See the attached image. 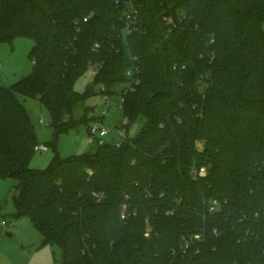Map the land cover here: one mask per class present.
Here are the masks:
<instances>
[{
  "label": "trees",
  "instance_id": "1",
  "mask_svg": "<svg viewBox=\"0 0 264 264\" xmlns=\"http://www.w3.org/2000/svg\"><path fill=\"white\" fill-rule=\"evenodd\" d=\"M18 37L33 70L0 86V178L61 264H264V0H0V43ZM91 69L105 96L130 84L120 105L140 133L31 169L20 97L49 112L56 145L96 93L76 91Z\"/></svg>",
  "mask_w": 264,
  "mask_h": 264
},
{
  "label": "rangeland",
  "instance_id": "2",
  "mask_svg": "<svg viewBox=\"0 0 264 264\" xmlns=\"http://www.w3.org/2000/svg\"><path fill=\"white\" fill-rule=\"evenodd\" d=\"M126 35L127 33L124 32L123 37L125 38ZM34 44L32 39L26 37H18L13 43H0V86L9 87L31 74L33 61L30 59V52ZM94 74V69H91L80 78L76 85V91L84 93L92 85ZM129 86L130 84L116 85L114 90L117 94L108 99L99 92V86L94 87L96 93L73 108L74 119L80 122L68 131L62 132L57 138L56 145L53 142L55 135L49 112L38 100L20 97L31 117L36 144L48 146L47 151L34 152L30 161V168L36 170L48 168L57 153L62 158H69L94 152L96 139L118 143L137 136L142 129L143 122H129L125 119L123 107L120 105L122 90ZM88 122L89 125L97 124L109 130V133L102 138L91 136L88 130L89 125H86ZM123 124L127 126V130L122 127ZM16 186L17 181L15 179L0 178V264H14L11 256L7 255L12 249V244L21 246L24 243L29 244L38 238H42L31 219L27 217L17 219L15 217V196L19 194ZM24 245L27 249L36 250L27 247L26 244ZM52 248L56 259L53 264H61V247L54 245Z\"/></svg>",
  "mask_w": 264,
  "mask_h": 264
},
{
  "label": "crops",
  "instance_id": "3",
  "mask_svg": "<svg viewBox=\"0 0 264 264\" xmlns=\"http://www.w3.org/2000/svg\"><path fill=\"white\" fill-rule=\"evenodd\" d=\"M12 236V235H11ZM25 242V241H21ZM43 238H38L32 243H24L27 247L35 248L27 249L24 244H12V249L9 250L7 255L11 256V260L14 264H53L55 259V253L53 252L54 245H43ZM34 246V247H33Z\"/></svg>",
  "mask_w": 264,
  "mask_h": 264
},
{
  "label": "built area",
  "instance_id": "4",
  "mask_svg": "<svg viewBox=\"0 0 264 264\" xmlns=\"http://www.w3.org/2000/svg\"><path fill=\"white\" fill-rule=\"evenodd\" d=\"M116 4H120V3H131L133 0H113ZM124 14L126 16L125 18V23H126V29H125V32L126 33H131L132 31L135 30V27H132L135 25L136 21H137V18H138V14H137V11L135 9L132 8L131 12L130 11H127V10H124ZM88 18H85L84 21H87ZM127 76L130 77L132 76V71L129 70L127 72ZM103 90H105V88H103ZM109 96L106 95V99H108ZM88 130L91 134V136L93 137H96V136H99V137H105L108 133H109V130L105 129V128H102L100 126H98L97 124H92V125H89L88 126ZM48 150V146L46 145H42V146H39V145H36L35 146V151H47ZM207 173V169L205 166H202L200 168H196L192 171V174L194 176H198V175H205ZM218 210V206L217 205H211L210 206V211L211 212H215ZM123 219L126 218V215L123 214L122 216ZM2 224H5V222H2ZM195 239H200V236L199 235H196L195 236ZM189 243L187 242L186 243V247H188Z\"/></svg>",
  "mask_w": 264,
  "mask_h": 264
},
{
  "label": "water",
  "instance_id": "5",
  "mask_svg": "<svg viewBox=\"0 0 264 264\" xmlns=\"http://www.w3.org/2000/svg\"><path fill=\"white\" fill-rule=\"evenodd\" d=\"M89 90H90V92H93L94 91V86L93 85H90L89 86ZM33 137H36L35 134H33Z\"/></svg>",
  "mask_w": 264,
  "mask_h": 264
}]
</instances>
